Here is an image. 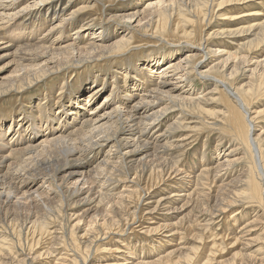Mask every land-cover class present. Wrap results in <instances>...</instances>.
Segmentation results:
<instances>
[{
    "label": "bare ground",
    "instance_id": "obj_1",
    "mask_svg": "<svg viewBox=\"0 0 264 264\" xmlns=\"http://www.w3.org/2000/svg\"><path fill=\"white\" fill-rule=\"evenodd\" d=\"M71 1L28 0L24 1V4L19 2L18 5H15L18 0H8L4 3L0 0V39H7L6 41L11 42V45L16 48L9 52L13 65L11 76H4L0 79V102L6 93L16 94L19 97L29 95L26 92L32 84L41 82L51 74L61 76L66 72V78L57 82L49 81L47 89H43L45 93L40 94L32 106L30 105L31 100L23 98L16 106L0 107V264H38L45 259L44 262L55 261L54 264H80L82 259L84 264L87 260H89V264H94L96 261L93 258L89 259V255L93 251V243L99 242L98 238L100 237L108 238L111 242L118 237L117 234H120V225L118 227L115 225L118 211L126 218H133L137 214L133 209V212L128 211L129 207L126 201L129 197L143 199L141 203L144 202V205L140 204L138 212L141 214H139L140 219H148V217L151 219L148 220L150 222L147 224L146 232L147 230L158 233L164 231L167 236H170L166 243L174 241L175 234L172 233V228L175 222H170V218L174 212H181L182 207L186 205L184 203L181 209L177 210L174 198L179 197L176 192L179 191L178 188H181L185 183H190L189 180L187 182L185 180L191 177V172L185 168H179V166L177 169L175 161V164L172 163V169L164 168V159L162 162V160L160 161L162 157L157 156L159 151L156 145L159 142L156 141L159 135L149 134L148 128L167 111L174 109L177 106L176 103H182L183 106L190 107L195 112L204 108V103L200 98H195L193 92L185 91L183 86H177L182 83V78L187 80L190 73L198 71L200 60L205 56H201V54L218 52L224 62L230 59L237 60L232 65L235 74L240 63L248 62L251 54L260 50L264 45V8H261L264 3H261L263 1L260 0L261 6H256L257 10L250 13L252 16L249 14L250 17L246 19L241 15L243 11L234 13V11L225 10L226 12H221L218 15L225 16L221 19L224 24L221 27L218 25L217 28L209 26L215 14L211 11L213 3L218 4L219 10H224L242 3L244 5L247 0H147L146 6L142 9L133 6L142 0H131L130 3L124 5H120L124 0H82L80 3H83L84 6L80 5V8L71 9L66 13L69 6L72 5ZM76 4L77 2H74L73 6ZM111 5H114L113 9L109 8ZM18 6L20 7L18 8ZM83 9H89L90 12L96 13L99 22L105 21L111 26L113 25L115 33L106 34L108 28L106 29L104 26L94 28L88 19L92 15L88 12L82 15L81 20L72 18ZM85 14L88 17H85ZM23 16L28 18L16 22L24 18ZM147 16L151 17L149 23L143 22ZM152 17H156L155 21L152 20ZM11 20H15V22L8 23ZM116 25H121V27L133 25L134 27H131L129 35L124 31L118 33ZM43 31H46L47 34L43 35ZM83 31H87V33H83ZM137 31L141 32L140 36L137 34L139 37L135 35ZM52 32L53 34H51ZM66 33H71V35ZM213 34L225 37L236 44L231 49H228L227 46L220 49L221 46H219L210 50L207 44L204 46L203 40H208L207 36ZM116 36L117 39L113 40ZM159 37L173 46L164 50L162 43H158ZM146 43L147 45H145ZM148 44L153 46L149 47ZM182 44L195 45L194 47L189 46L188 49L196 53L195 56L199 55L194 57L192 69L187 73H184L187 63L183 65L184 59H181V55H179L186 47ZM157 55L162 60L155 59L154 57ZM137 61H141V63ZM256 64L251 71L258 72L264 69V59ZM113 67L121 69L122 81L119 79L118 82L114 79L116 74L111 71ZM92 68H97L98 72L103 75L96 76V74L94 76V72H91ZM169 73L173 77H169ZM106 74L112 78L111 89L107 88L109 85H107ZM259 74L260 80L264 81V72ZM199 75L204 76V74ZM207 76L209 75L207 74ZM217 77H219L217 78L218 82L222 83L226 89L227 85L224 83V79L220 76ZM88 81L89 86H86ZM77 87L86 88L79 91L80 94L76 97ZM118 90L124 94L118 95L120 94H117ZM234 90L227 88L225 93L223 89L224 93L221 95L226 106L222 112H224L225 120L228 123L227 131L231 132L239 143L247 148L253 162L252 167L250 166L248 170L244 171L245 180H242L243 175L241 174L240 182L243 186L240 192L235 194L245 195L244 197L248 201L250 200V203L255 201V203L264 205V171L259 164L261 162L260 148L253 137L255 125L250 118L249 107L244 95L237 94ZM105 93L107 94L97 106L95 99L103 97ZM228 94L232 96L234 102L229 100ZM25 106L27 111L24 113L23 107ZM203 111L209 112L212 116L217 115L215 111L206 109ZM181 116L182 114L180 117L173 116L170 127L182 126ZM159 122L157 125H160ZM6 125L8 126L5 127ZM10 130L12 133L7 141ZM168 130L171 131L172 128ZM12 139L13 141H11ZM165 142H162L163 147L170 144L167 140ZM123 150L125 152L121 153ZM162 153L160 152V155H163ZM201 154L203 155V153ZM206 164L208 163L202 161L200 166H206ZM211 167L204 171L210 173L209 175L214 179ZM131 175L133 176L131 183H128L127 179ZM240 176L238 177L240 178ZM171 178L174 179L172 185L178 186L176 191L173 186L170 192L172 196L169 198H163L162 195L157 196L163 183ZM196 179L199 180L197 177ZM212 179H208V182ZM196 183L198 182L196 181ZM207 184L211 186L210 182ZM233 185L231 190L237 186ZM120 187H125L127 191L120 190ZM226 190L228 194L231 191L230 188L224 189L220 184L212 186V193L213 191L215 194L220 193L221 197L218 198L216 204L206 208L210 214L214 215L215 212L224 211L231 204L230 196L226 194ZM199 193L200 195H197L193 191L188 196H192L193 202H198L199 196H202L201 192ZM208 194L210 195V192ZM141 196H146V198ZM137 198L136 202L139 201ZM103 203H110L109 205L116 212L106 216L104 212H111V210L110 206L104 208ZM63 205L65 208L66 206L71 209L75 208L72 213L75 223L69 226L66 234L73 242L76 252L73 255L62 254L63 256L54 259L52 249L49 248L51 246L48 244L44 248L41 247L40 252L35 250L32 253L23 252V254L20 252V255H17L19 251H16L13 246L14 242L8 234L9 228L11 232L13 230L19 236L23 230L19 228L22 224H19H28L25 231L28 236H31L29 246L33 249L36 244H39L42 237L52 234L49 231V221H47L48 218L46 219L47 215H44V211L51 210L53 207L60 209L63 208ZM60 210V212L56 211L61 213L62 209ZM46 214L49 215V213ZM8 215H12V217L8 218ZM72 216L68 217L71 219ZM262 219L264 221V218ZM193 220L195 222L194 218ZM81 222L82 226H80ZM126 222L128 223V220ZM114 225L118 229L117 234L116 231H113L115 230L113 229ZM141 225H143V220ZM241 234L243 233L241 232ZM208 236L211 235L208 234ZM234 242L236 249L231 255H225L228 258L219 261L218 264H264V256L259 258L254 256L255 253L251 254L254 251L252 248L264 249L263 227L252 237L242 240L241 236H238ZM100 244H102L101 246L107 245V243ZM160 246L164 245L160 244ZM95 249L98 250L99 246ZM206 249L207 246H203L200 253ZM133 251L132 253H134ZM247 251L248 253H246ZM68 252L70 251L68 250ZM194 252L198 253V249H194ZM172 254L174 253L169 252L165 256L156 257L157 260L155 258L153 261L152 259L151 261L134 259L130 261V264H179L180 256L176 255L178 256L176 260L172 258ZM179 254H183L186 260H191L188 253L181 251ZM50 257L51 259H47ZM128 257L126 255L122 262L117 264H126ZM210 260L204 254V256L200 255L198 260L189 262L190 264H209Z\"/></svg>",
    "mask_w": 264,
    "mask_h": 264
},
{
    "label": "rangeland",
    "instance_id": "obj_2",
    "mask_svg": "<svg viewBox=\"0 0 264 264\" xmlns=\"http://www.w3.org/2000/svg\"><path fill=\"white\" fill-rule=\"evenodd\" d=\"M2 1L4 3L5 1H8V0H2ZM24 1L27 2L28 0H18V2L15 3V5H18L19 2L20 3L22 2L24 4ZM80 1H82V0H72L71 1L72 5L69 6V9L67 10L66 13H68L71 9L74 10L75 8H80V5L84 6V4L80 3ZM90 1H93V0H90ZM260 1H263L261 3H264V0H260ZM74 2H77V4L73 6ZM130 2H131V0H124L120 3V5H124V4L130 3ZM146 2H147V0H142L138 4H135L136 6L135 5H133V6L142 9V7L146 6L145 5ZM246 2L244 5L242 3L240 5L228 7L224 10H219L217 3H213L212 6L210 4L209 8L211 6V8H212L211 11L213 14L214 13L215 14H214L209 26L210 27L213 26V28H217V26L220 25L219 27H221L224 24L223 23L224 21H221V19H223V17H225V16H219L218 14H220L221 12H224L225 10L228 12L234 11V13H236L238 11H243L244 14L242 12L241 15L244 16V18L246 19L247 17L252 16V14H250V13H254L255 10H257L255 8L256 6H261L259 3V0H247ZM113 6L114 5H111V7H109V8L113 9ZM19 7L20 6H18V8ZM249 8H250V10H249ZM261 8H264V4H262ZM9 9H10V7H9ZM31 11H33V10H31ZM85 12H88L90 15H92V17H90L88 19L90 20V22H91L92 26H94V28H98L99 26H102V27L104 26V28H106V29L108 28L106 30V34H111L114 32L113 31L114 30L113 25L111 26V24H109L105 21L99 22L97 16L95 15L96 13L90 12L89 9L80 10V12L77 15L75 14L76 16L74 15V17H72V18L81 20V17H82V15H84ZM79 14H81L80 17H79ZM249 14H250V16H249ZM23 17L24 18H22L21 20H17L16 22H21V21H23V19L28 18V17L26 18V16H23ZM85 17H88V16L85 14ZM88 19H87V21H89ZM150 19H151V17L147 16L143 22L149 23ZM155 19H156V17H152L153 21H155ZM14 22H15V20H11L8 23L12 24ZM102 23H103V25H102ZM0 24H1V22H0ZM126 24H128V23H126ZM0 27H1V25H0ZM131 27H134V26L130 25V27H128V26H122L121 27V25H116V28H117L116 31L118 33L120 31H124V33L127 32L130 35V29H132ZM53 32L51 34H53ZM42 33H43V35H44V33L47 34L46 31H43ZM42 33H41V35H42ZM83 33H87V31H83ZM139 33H141V32L137 31V32H135V35L140 36L141 34H139ZM66 34L71 35V33H66ZM115 35H120V34H115ZM72 37H73V35H72ZM207 37H208L207 38L208 40H206V41L203 40V44H204V46L207 44L209 46L208 49H210V50L211 49L213 50L214 48L219 47V46H221L220 49L224 48L223 46H227L228 49H231V47L236 44L234 42L227 40L225 37H222L220 35L213 34V35L207 36ZM115 39H117V36L113 40H115ZM144 39H149V38H144ZM6 40L7 39H0V79H2L4 76H6V77L9 75L11 76V74H12L11 70L13 69V65L11 62V58L9 56V52H11L12 50H14L16 48L11 45V42H7ZM149 40H151V39H149ZM158 43H162L161 45H163L164 50L173 46V45H170L169 43H167V41H165V39H162L160 37L158 38ZM190 44L189 45L182 44L186 47H184L182 49L183 52L179 54V55H181V59L182 58L184 59L182 61V64L184 65V63H187L185 65V66H187V67H185L186 72H184V73H187L189 70L192 69V64H194V61H195L194 59L199 56V55L195 56L196 53H194L188 49V48H190L189 46H192V47L195 46V45H190ZM145 45H147V43ZM148 45H149V47L153 46L152 44H148ZM202 55H205V56L202 60H200V64L198 65V71L199 70L200 71L190 73L188 75L189 79L187 78V80L185 78H182L181 79L182 83H179L177 86H179V87L183 86V89L185 91L189 90V91L193 92L194 97L200 98L201 101L204 103L203 104L204 108L201 111L195 112L190 107H187V106L185 107V105L183 106L182 103L181 104L176 103L177 106H175V108H174L175 110L171 109V110L167 111L164 115H162L160 117V119L153 122L148 128L149 134L154 133L153 136H155L157 134L159 135V138L156 141L157 143L159 142L156 145L157 146L156 148H158L157 150L159 151L157 153V156L159 158L162 157V158H160V161L162 160V162L164 159L165 167L164 166L163 167L167 168V169H172L171 168L172 163L175 161L177 165L175 164V162L173 164H175V167H177V169L179 166V168H185L187 171L191 172V174H190L191 177L189 179L187 178L185 180V182H187L189 180V182H190L189 184L185 183V185H183L181 188H178V186H176L175 184L172 185V180L174 181V179L171 178L170 180L165 181L163 183V186H161L159 189V195H157V196L162 195L163 198H169L170 196H172V193H170L172 190L171 187L174 186L175 187L174 190L177 188L179 190V191L175 190L176 192H178L177 194L179 195V197L177 196V198H174L175 199L174 201L176 202L177 210L181 209V207L184 203L186 204L182 207L181 212H177V213L174 212V214L172 215V218H170V222H173V223L179 222L178 224L174 223V226L172 228V233L175 234L174 238H173L174 241H171V242L168 241V244H169L168 245L166 243V241L168 240V237H170V236L169 235L167 236L166 232H164V231L163 232L160 231L158 233V232H149L147 230V232H148L147 233L146 227H147V224L150 222L148 220H151V219H149V217H148V219H146V218L140 219L141 214L138 212V210H140L139 209L140 204L144 205V202L141 203V201L143 199L139 200L136 197L139 200V201L137 200L138 202H136L135 197H129L128 200L126 201L128 203V207H129L128 211L129 212L136 211L137 212V214L135 215L136 218L135 217H133V218L127 217L126 218L120 214V211H118L119 212L117 215L118 219H116L117 223L115 225L117 227H118V225H120V227H119V233L120 234H117V232H118V229H116L117 227L115 225L113 226V229H115L113 231H116V234L118 237L116 239H114V241L110 242L109 239L105 238L106 236L104 235L105 237L104 236L103 237L105 239H102L100 237V238H98L99 242H97L95 244L93 243L94 246L92 245L93 251L90 253L89 259L93 258L96 262L98 261L97 264H103V263L104 264H117V263L122 262V260L125 258L126 255L129 256L128 260L126 261V264L127 263L130 264V261L134 260V259L138 260V261L140 259L145 260V261H149V260L151 261V259H152V261H153L156 257L165 256L169 252L174 253L171 256H172V258H174L176 260H177L176 257H178L176 255L180 256L179 257V261H180L179 264H190L189 261H191V262L193 260L196 261L199 259L200 255L204 256V254H206V256L211 259L209 261V264H218L219 261H223L226 258H228L227 256L231 255L233 253V251L236 249L235 245H234V243H235L234 239L235 240L238 239V236L239 237L241 236L242 240L247 239V238L255 235L257 232L261 231L262 227L264 228V221L262 219V218H264V205L260 204L258 202L255 203V201H252V203H250V200L248 201V199H246L244 197L245 195L240 196L238 194L237 195L235 194L236 192L238 193V191L240 192L241 187L243 186L242 182H240V180H241L242 175H243L242 180H245L244 179L245 178L244 171L248 170L250 168V166L253 164V162L251 159V155L247 151V148H245L242 144H240L239 141L233 136V134H231V132L227 131L228 123L225 120L224 112H222L226 109V106L221 99V95L224 93V91H225V93L227 92V88H229L231 90L235 89L234 91L237 94H240V95L243 94L244 95V97L247 101V106L249 107L248 109L250 111V118H252L253 123L255 125V132H254L253 137H255V139L259 145V148H260L261 162L259 164L261 165L262 170L264 171V114H263L264 113V81H262V79L260 80V76H259L260 75L259 73L262 74L264 72V69H261V71L259 70L258 71L259 73L251 71L257 65L256 64L257 62L263 61V59H264V45L260 50L253 52L251 54V56H250L251 58H249V60H248L249 63L244 62L245 65L243 63H240V65L237 68V71L235 70V74L232 70V65H233V62L237 61V60L230 59V60L224 62L223 57L222 56L220 57L218 52H216V53L214 52V53L207 54V55L201 54V56ZM187 57H188V59H187ZM154 58L158 59L160 57L157 55ZM160 60H162V58H160ZM186 60H187V62H186ZM137 62L141 63V61H137ZM124 67H126V66H124ZM229 68H230V70H229ZM83 71H85V69H83ZM111 71L116 74V77H114V79L116 81L119 82V79L122 81L123 78L121 76L122 74H121L120 68L113 67L111 69ZM91 72H94L93 73L94 76L96 74H97L96 76H99L100 74L103 75L102 73L98 72L97 68H92ZM176 72H179V71H176ZM198 73L204 74V76H200ZM206 73L209 76H207ZM170 74L171 73L168 74L169 77L172 76ZM73 75H74V73H73ZM217 76H220L224 79V83L227 85V86L225 85L226 89L222 85V83L218 82L217 78H219V77H217ZM53 77H55V79H53ZM64 77L66 78V72H64V74H61V76H58V74L57 75L51 74L49 77L44 78L41 82L32 84L26 92V93H29V95H23V96L19 97L16 94L6 93L3 95V99L0 102V107L5 108V107L14 106V105L16 106L21 102V100L23 98L26 100H31L30 105L32 106L36 102V98L40 94L43 95L45 93V90H43V89H47V87H48L47 84L49 81L54 80L55 82H57V81L63 79ZM257 77L259 78L260 81L258 80ZM106 80H107V85H109L107 88L111 89L110 83L112 81V78L109 77V74H106ZM89 81L87 82L86 86H89ZM121 81H120V84H121ZM250 85L252 86V88ZM85 88L86 87H77V89L75 90V94H76L75 96L76 97L79 96V94H80L79 91H82ZM223 89H224V91H223ZM107 93H109V92H107ZM107 93H105L103 95V97L100 96L98 99H95L96 100L95 104L97 106L102 102L104 96ZM118 93H120V94H118ZM117 94L122 95L124 93L120 92V90H118ZM231 97L232 96L229 95V100L230 101L233 100L232 102H234V99H232ZM229 100H227V101H229ZM205 109L207 111H210V110L215 111V113H217V115L212 116L209 112L207 113V112L203 111ZM26 111H27V108L25 106V107H23V112L25 113ZM181 114H182V116H181V120H182L181 125L182 126L170 127L172 125L173 116L178 115L180 117ZM25 121L23 122V124L25 123ZM158 122L160 125H157ZM25 125L27 126V124H25ZM7 126L8 125H6L5 127H7ZM169 128H172V130L171 131L168 130ZM223 129H224V131H223ZM11 133H12V130H10L8 132V136L6 139L7 141L9 140ZM166 140L170 144L166 145L167 147H163L164 144L162 142L166 143L165 142ZM11 141H13V139ZM159 144H160V146H159ZM162 150H163V153H162ZM124 152H125V150H123L121 153H124ZM160 152L163 155H160ZM201 153H203V155ZM100 154H101V152H100ZM201 160L204 161L205 163H208V164H206V166H200L201 162H202ZM14 161L16 162V160H14ZM14 166H16V165H14ZM210 167L212 168V174L214 175L215 180L212 179L211 175H209L210 173H206V171H204V170H208L207 168H210ZM201 169H203V170H201ZM179 170L181 171L182 169H179ZM238 173H239V175H238ZM204 175H207L206 177L210 176L208 178L209 180L212 179V181H209L211 183L210 184L211 186H209V184H207L209 182H208V179ZM238 176H240V178ZM132 177L133 176L131 175L127 179L128 183L129 182L131 183ZM196 177L199 180H197ZM39 180H41V178H39ZM195 180L198 183H196ZM201 180H203V181H201ZM231 180L234 182V185H233V182ZM191 181H193V182H191ZM201 182L203 183V186H202ZM205 182H207V183H205ZM219 184L221 186L223 185L224 189L230 188V190H231L232 185L233 186L237 185V186L234 190L232 189L229 194H228V191L226 190V194H228V196H230V201H231V204L229 205L230 207L227 206L226 207L227 209L225 208L224 211L215 212L213 215V214H210L208 209H206V208H208V206L216 204L219 200L218 198L221 197L220 193L215 194L214 191L212 193V186L219 185ZM45 186H47V185L45 184ZM198 186H200V187H198ZM197 187H198V191H197ZM120 188H119L120 190L123 189V190L127 191V189L125 187L124 188L120 187ZM208 188H210L211 191ZM238 188H240V189H238ZM202 189H203V192H205V193L202 192ZM263 189H264V186H263ZM193 191H195V193L197 195H200L199 192H201L202 196H199L200 200H198V202H196V201L193 202L194 199H192V196H188V194L193 192ZM209 192H210V195L208 194ZM157 193L158 192L156 191V194ZM196 194H195V196H196ZM203 194H206V195H203ZM141 197L146 198V196H141ZM199 201H201V202H199ZM109 204L110 203H107V204L103 203L104 208L105 207L109 208V206H110V210H111V212H108V211L104 212L106 214V216L113 214V212H116V210L111 208V205H109ZM200 204L203 205V206L201 205L202 206L201 209H200V207H201ZM62 207L63 208H60V209H62L61 213H58L61 211L60 209H56L54 207H53L54 209L52 208L51 210H48L46 212L44 211V215L48 216V217L46 216V219L48 218L47 221H49V223H48L49 224V231L52 234H49L48 237H45V236L42 237V239L40 240L41 242L39 241L38 242L39 244H36V247L33 249L30 248V246H29V243L31 242L30 241L31 236H28L27 232L25 231V228H27L26 226H28V224H25V223L19 224V225L22 224L21 226H19V228L24 230V231L23 230L21 231L19 236H17L18 234L17 233L15 234V232L13 230H12V232H13L12 233L10 228H9L8 234H9L10 238H12V242H14L13 246H14L16 251H19V252H17V255H20V252L21 253H23V252L24 253H26V252L32 253L35 250L40 252L42 250L41 247L44 248L48 244H50V246H51L49 248L52 249V255H53L54 259L58 258L60 256H63L65 254L73 255L76 252V251H74L73 242L71 240H69L70 238L66 234L69 230V226H71L72 224L75 223V217L72 214L75 208L71 209V207L68 208L67 206L65 208V205H63ZM79 208H81V207H79ZM132 209H133V211H132ZM56 210H58V212ZM204 210H205V212H203ZM46 213H49V215ZM261 214H262V216H261ZM68 216H72L71 219ZM121 216H123L124 218ZM9 217L11 218L12 215L11 216L8 215V218ZM196 217H197V221H196ZM193 218L195 219V222H194ZM257 218H258V220L256 221ZM123 219H127L128 223L126 222L127 220L124 221ZM180 219H182V220L180 221ZM133 220H135V221H133ZM142 220H143V225H141ZM152 220L155 221V219H152ZM186 221H188L190 224L188 222L185 223ZM118 222H120V223H118ZM131 222H133V224H131ZM192 222H194V223H192ZM183 223H185V224H183ZM223 224L225 227L223 226ZM226 224H227L228 229L226 228ZM124 225H125V228H124ZM80 226H82V222L80 223ZM142 226H143V229H142ZM206 229H208L209 232ZM139 230H140V232H139ZM222 230H225V231H222ZM63 231L65 232V234ZM125 231H126V233H125ZM130 231H132V232H130ZM246 231H249V232H246ZM241 232L244 235L241 234ZM60 234H61V236H60ZM208 234H210L211 236L209 237ZM212 234H214V235H212ZM178 235H180V236H178ZM48 238H50V239H48ZM201 238H203V239H201ZM232 238H233V241H232ZM19 240H21V241H19ZM52 240H53V242H51ZM143 241H145V242H143ZM100 243H103V244L107 243V245L101 246L102 244H100ZM158 243H160L164 246H160V244L158 245ZM205 245L207 246V249L202 250L200 253V249H202L203 246H205ZM98 246H99V249L96 250L95 247H98ZM111 246L113 249L111 248ZM216 246H220V247H216ZM129 247H130V250H129ZM109 248L111 249L110 251H109ZM116 248H118V249H116ZM135 249H137V250H135ZM194 249H198V253L194 252ZM68 250L70 252H68ZM113 250H115V251H113ZM118 250H121V251H118ZM131 250L132 251L134 250L133 251L134 253H132ZM252 250H254V251H252V253H251V251H249V253H251V254L255 253L254 256L259 257V258L261 256H264V249L262 250V248L260 249V247H255V248H252ZM181 251H183L184 253L185 252L188 253L191 260H186L183 257V254H179ZM149 252L152 254H150ZM160 252H161V255H160ZM246 253H248V251ZM214 254H216V255H214ZM225 255H227V256L225 257ZM47 259H51V257L47 258ZM93 259H91L92 262H94ZM82 260H80V262H79L80 264H84V260L83 261ZM155 260H157V258ZM44 261H40V263H38V264H54V263H56L55 261H53L52 263H46ZM88 261L89 260H87L85 262V264H89ZM96 262H94V264H96Z\"/></svg>",
    "mask_w": 264,
    "mask_h": 264
}]
</instances>
